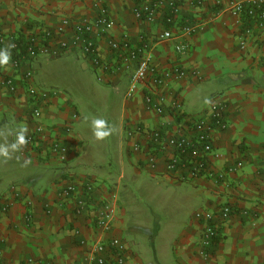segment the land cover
<instances>
[{
  "label": "crops",
  "instance_id": "crops-1",
  "mask_svg": "<svg viewBox=\"0 0 264 264\" xmlns=\"http://www.w3.org/2000/svg\"><path fill=\"white\" fill-rule=\"evenodd\" d=\"M217 1L203 0L199 4L198 0H179L182 18L199 22L200 27L191 36L160 41L158 37L167 25L162 20L151 23L137 19L134 0H0V38L5 39L3 44L0 42V49L7 48L12 40L19 45L25 43L17 51L22 56L28 36L44 29L55 32V45L70 41L74 36L71 29L64 34L57 32L63 19L94 18L100 2L114 23L107 37L98 38L100 55L109 65V70L102 72L100 81L111 85L117 94L123 92L126 97L132 69L123 65L122 59L111 49L108 38L128 40L141 47L147 43L159 66L178 63L188 71L185 78L170 83L182 99L187 118L197 119L204 115L216 97L227 104V127L213 133L209 161L218 171H224L238 161H242L243 166L228 173L224 183L205 176L177 181L164 173L162 162L153 171L144 163L147 154H134L129 149L130 161L137 171L138 166L149 168L154 176H161L171 185L166 192L171 189L175 200L194 207L190 225L174 239L172 250L160 247L150 254L148 250L143 252L141 247L136 248L137 243L127 242L122 218L124 210L120 204L112 234L127 242L128 264H264V28L249 38L246 47L242 48L239 20L224 8L217 14L218 8L226 6L229 0H221L220 6ZM180 41L187 44L184 54H177L175 50ZM17 52L11 53L8 66L0 67V78L11 77L18 85L15 94L0 86V145L13 143L15 133L21 127L29 131L34 125L30 120L29 83L45 89L41 87L40 73H37L46 59L43 54H38L19 69L14 63ZM80 55L92 66L78 47L68 49L59 57L47 58L74 59ZM27 68L34 73L31 81L23 78ZM93 70L98 76L99 72L94 67ZM194 70L200 72L201 78L192 74ZM146 92V87L141 86L134 98L124 100L126 132L131 122H140L149 128L160 124L161 118L144 108ZM74 112L78 113V110L72 99L57 92L44 108L41 118L49 135H63L69 145L71 151L67 162H60L56 157L37 161L24 147L13 153L11 159L0 157V191L6 187L0 198L10 184L15 183L21 191V197L14 200L7 213L0 210L3 245L0 264H90L87 246L80 241L85 239L91 245L96 238L93 208L78 214L74 202L59 200L57 195L61 185L74 177H91L98 187L95 194L98 200L107 198L110 189L103 180L79 173L97 161L95 152H89L85 139L75 132L79 118L74 121L73 133H64L63 127L71 121ZM184 121L178 119L181 124ZM46 204L52 210L50 214ZM226 204L233 212L221 224L210 257L204 258L200 253L203 225L195 219V213L198 210L218 213ZM28 214L32 216L29 221ZM156 223L154 234L158 237L161 223Z\"/></svg>",
  "mask_w": 264,
  "mask_h": 264
},
{
  "label": "built area",
  "instance_id": "built-area-1",
  "mask_svg": "<svg viewBox=\"0 0 264 264\" xmlns=\"http://www.w3.org/2000/svg\"><path fill=\"white\" fill-rule=\"evenodd\" d=\"M134 15L137 19L147 22L162 20L167 28L160 34V41L173 40L175 38L191 36L200 27V23L182 18L179 0H134ZM203 0H198L202 4ZM217 5L223 4L218 0ZM227 10L235 16L241 26L242 35L240 46L245 48L249 38L255 37L259 29L264 28V0H229L227 5L220 7L217 14ZM98 13L94 18L83 17L80 19H63L58 28L59 34H64L68 29L74 33L72 40L61 41L54 44L55 32L44 29L28 36L24 54L14 60L15 66L21 69L23 64L30 63L38 54L49 57H59L70 48H80L85 58L99 72L98 78L102 80V72L109 70V65L103 61L99 45V37H107L114 23L109 18L107 8L102 3L97 4ZM177 29V32H174ZM3 44L5 39L0 38ZM108 43L113 51L122 59L123 65L131 68L129 86L126 97L132 99L140 90L146 87L148 92L144 94V108L147 112L161 118L158 127L149 128L140 122H131L127 127V139L130 142V151L134 154H147L145 164L153 171L157 170L160 162L164 164V173L177 181H192L200 177L216 182H226V175L233 173L243 166L242 161L227 166L226 170L214 169L209 161V154L213 150V133L224 130L227 127L226 102L216 97L211 100L207 112L197 119L187 118L186 111L180 95L170 87L172 81H179L188 75V71L178 63L161 67L154 59L150 46H134L128 40L118 41L108 38ZM54 44V45H53ZM11 53L19 50V43L12 40ZM177 54L187 51V44L180 41L176 44ZM24 72V80L34 79L31 68ZM200 72L192 71L194 76L201 78ZM0 86L15 94L18 85L11 77L0 78ZM32 107L30 120L33 127L27 131L28 143L23 146L27 153L37 161L43 158L56 157L60 162H66L70 154V147L59 135L48 134L46 126L41 123L44 108L57 92L41 89L34 84L27 88ZM79 118L78 113L72 114L71 121L64 127V133H73L74 121ZM178 119L185 121L181 124ZM59 189V200L74 202L76 213L93 208L92 223L96 238L91 245L85 239L80 243L87 246L90 254V264H128L129 246L125 239L113 235L114 221L120 208V202L114 191L104 199H96L98 187L91 177H74ZM21 197V191L17 185L11 186L0 198V210L7 213L14 200ZM46 211L52 212L48 204ZM233 212L229 204L224 205L218 213L206 210H198L195 219L202 223L203 232L201 238L200 253L204 258H209L212 248L216 244L220 234V226L226 222ZM28 221L32 219L28 214ZM79 231H77L78 233ZM3 253L2 240H0V261Z\"/></svg>",
  "mask_w": 264,
  "mask_h": 264
},
{
  "label": "rangeland",
  "instance_id": "rangeland-1",
  "mask_svg": "<svg viewBox=\"0 0 264 264\" xmlns=\"http://www.w3.org/2000/svg\"><path fill=\"white\" fill-rule=\"evenodd\" d=\"M44 57L42 65L37 67L41 87L72 99L79 113L75 132L85 139L87 150L95 152V165L86 166L79 173L103 180L110 191L117 194L124 210V237L129 244L137 243L136 248L141 247V251L148 250L150 254L160 247L172 250L174 239L190 225L194 206L191 208L175 200L171 189L166 192L171 185L161 176H154L143 166H138L137 171L130 161V142L123 125L122 106L126 99L123 92L117 94L111 85L100 81L81 55L57 60ZM92 119L106 120L114 131L105 139L97 140L91 127ZM4 191L6 187L0 194ZM156 222L161 223L158 237L154 234Z\"/></svg>",
  "mask_w": 264,
  "mask_h": 264
},
{
  "label": "clouds",
  "instance_id": "clouds-1",
  "mask_svg": "<svg viewBox=\"0 0 264 264\" xmlns=\"http://www.w3.org/2000/svg\"><path fill=\"white\" fill-rule=\"evenodd\" d=\"M12 47H14V45H9L7 48L0 49V67L9 65V62L11 60L10 49ZM91 127L93 129V135L97 140L105 139L114 131V129L109 126L108 122L103 119H92ZM26 133L27 129L21 127L15 133L16 138L13 143L0 145V157L4 159H11L13 153L18 152L23 146L28 143Z\"/></svg>",
  "mask_w": 264,
  "mask_h": 264
},
{
  "label": "trees",
  "instance_id": "trees-1",
  "mask_svg": "<svg viewBox=\"0 0 264 264\" xmlns=\"http://www.w3.org/2000/svg\"><path fill=\"white\" fill-rule=\"evenodd\" d=\"M24 44H25V43H22V44H20V45H24ZM21 47H22V46H21ZM21 50H22V48H21ZM25 50H26V48L24 47L22 51L24 52ZM17 53H18V52H17ZM19 54L21 55V52H19V53L17 54L18 56L16 55V58L20 57ZM67 161H68V160H67ZM67 161H66V162H67ZM13 185H16V184L13 183V184L10 185V187L13 186ZM10 187H9V188H10ZM9 188H8V189H9ZM119 202H120V201H119ZM120 204H121V203H120Z\"/></svg>",
  "mask_w": 264,
  "mask_h": 264
}]
</instances>
